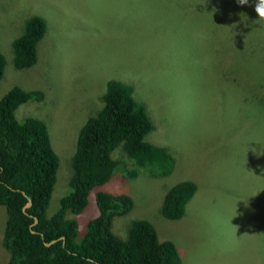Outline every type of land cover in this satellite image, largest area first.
<instances>
[{
  "label": "rangeland",
  "instance_id": "1",
  "mask_svg": "<svg viewBox=\"0 0 264 264\" xmlns=\"http://www.w3.org/2000/svg\"><path fill=\"white\" fill-rule=\"evenodd\" d=\"M254 3L249 0L245 14L251 16ZM220 6L229 9L231 3L0 0V53L6 61L0 97L13 87L44 93L41 102L20 105L15 119L44 121L59 158L48 216L70 192L78 132L103 106L109 80L133 87L154 127L145 140L176 160L167 176L142 168L128 179L132 160L123 149L114 150L117 166L108 182L90 192L81 214H68L79 238L98 216L97 192L125 194L133 206L112 222L122 240L132 222L142 219L160 241L175 244L182 264H264V32L237 27L234 34L232 16ZM34 15L47 29L34 65L17 70L12 43ZM183 180L198 190L188 214L171 221L160 209L167 191ZM5 219L0 206V264L9 258L2 245Z\"/></svg>",
  "mask_w": 264,
  "mask_h": 264
},
{
  "label": "trees",
  "instance_id": "2",
  "mask_svg": "<svg viewBox=\"0 0 264 264\" xmlns=\"http://www.w3.org/2000/svg\"><path fill=\"white\" fill-rule=\"evenodd\" d=\"M214 1L231 3L229 9L220 6L219 11L232 16L234 34L237 27L250 33L264 32V22L257 21L254 4L250 16V12L244 13L245 5ZM46 29V21L40 16L27 19L21 35L12 43L17 70L34 65L37 45ZM5 65L0 53V82ZM43 99L42 91L19 87L0 97V206L6 213L2 245L9 256L8 264H182L175 244L160 241L147 220H134L126 241L112 232L113 219L122 217L133 206L128 195L97 192L98 216L87 222L81 238L76 220L70 217L81 214L90 192L104 186L113 175L117 163L111 154L117 148L132 160L128 179L135 178L142 168L157 177L167 176L175 168L176 160L166 148L145 140L154 127L145 106L134 97L133 87L117 80L107 81L103 106L78 132L70 192L59 200V208L51 216L46 212L56 182L58 155L44 121L30 117L18 123L15 119L20 105ZM197 190L190 180L174 184L164 197L161 215L171 221L183 218ZM254 198V202L259 199ZM28 201L31 206L24 212Z\"/></svg>",
  "mask_w": 264,
  "mask_h": 264
},
{
  "label": "clouds",
  "instance_id": "3",
  "mask_svg": "<svg viewBox=\"0 0 264 264\" xmlns=\"http://www.w3.org/2000/svg\"><path fill=\"white\" fill-rule=\"evenodd\" d=\"M239 5H248L249 0H237ZM254 11L258 22H264V0H255Z\"/></svg>",
  "mask_w": 264,
  "mask_h": 264
},
{
  "label": "water",
  "instance_id": "4",
  "mask_svg": "<svg viewBox=\"0 0 264 264\" xmlns=\"http://www.w3.org/2000/svg\"><path fill=\"white\" fill-rule=\"evenodd\" d=\"M31 206V202L30 201H28L27 202V204L25 205V207L23 208V211L25 212V210H26V208H29ZM37 222V220L35 219L34 220V223H36ZM55 241H52L51 243H54Z\"/></svg>",
  "mask_w": 264,
  "mask_h": 264
}]
</instances>
